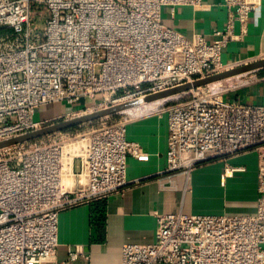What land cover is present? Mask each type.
<instances>
[{"label":"built area","instance_id":"2783aa9c","mask_svg":"<svg viewBox=\"0 0 264 264\" xmlns=\"http://www.w3.org/2000/svg\"><path fill=\"white\" fill-rule=\"evenodd\" d=\"M200 4L0 0V141L48 124L34 118L44 105L92 98L98 110L226 70L221 54L233 39V23L244 30L255 6L225 0L234 14L211 40L162 22V7ZM35 12L44 16L42 29L34 28ZM215 84L163 109L167 139L159 178L173 186V176L186 177L199 164L253 151L255 213H156L153 242L124 244L121 264H264V104L225 100V87ZM126 122L107 116L81 133L61 131L0 149V264H72L81 254L74 246L56 260L58 213L120 193L128 183L127 159L149 158L126 137Z\"/></svg>","mask_w":264,"mask_h":264},{"label":"crops","instance_id":"0c3cea01","mask_svg":"<svg viewBox=\"0 0 264 264\" xmlns=\"http://www.w3.org/2000/svg\"><path fill=\"white\" fill-rule=\"evenodd\" d=\"M254 4L244 30L234 21L232 38L221 54L225 68L264 58V0ZM235 7L225 0H201L200 6L162 7V22L187 37H220ZM217 82L221 97L244 104H264V68ZM96 99L81 98L70 105L58 102L36 109L34 118L48 122L93 109ZM146 107V106H145ZM141 107L117 118L126 122V137L149 154L146 161L127 159V185L120 192L80 204L58 213L56 260L67 258L68 249L81 248L72 264H121V248L127 243L148 244L154 240L156 213L184 212L211 215H252L256 211L257 156L253 151L226 160L197 165L185 177L176 175L170 186L159 178L165 168L167 120L163 110ZM226 167L239 168L228 169ZM52 264V263H42ZM165 264V263H160Z\"/></svg>","mask_w":264,"mask_h":264},{"label":"water","instance_id":"95a60500","mask_svg":"<svg viewBox=\"0 0 264 264\" xmlns=\"http://www.w3.org/2000/svg\"><path fill=\"white\" fill-rule=\"evenodd\" d=\"M262 68H264V58L244 63L235 67H231L221 72L209 75L205 78L197 79L192 82H187L167 90L148 94L143 98H137L130 101L115 104L106 108L94 110L92 112L81 114L70 119L48 123L38 129L0 141V149L10 147L16 144L33 141L35 139L50 135L52 133L65 131L85 123L96 121L103 117L120 114L133 108L139 107L141 105L176 98L181 96L182 94H186L187 92L196 87L230 79L232 77L250 73Z\"/></svg>","mask_w":264,"mask_h":264},{"label":"rangeland","instance_id":"374dc122","mask_svg":"<svg viewBox=\"0 0 264 264\" xmlns=\"http://www.w3.org/2000/svg\"><path fill=\"white\" fill-rule=\"evenodd\" d=\"M33 8L35 10H37V8H39V6H34ZM32 21H33L34 28H36V29H42V27H43V21H44V16H39L37 14V12H35L34 15H33ZM227 69H229V68H227ZM253 72H255V71H253ZM250 73H252V72H250ZM233 78H236V77H233ZM228 80H230V79H228ZM190 96H191V93L190 92H187L186 94H182L181 96L176 97V98L168 99V100H165V101H158V102H154V103H150V104H145V105H142V106L133 108L131 110L137 111L139 108L145 107V106L146 107H149V108L151 107V108H153L155 110H163L167 106H170V105L174 104L175 102H178V101H181V100H186V99L190 98ZM91 111H94V109H92ZM110 117L113 120H114V118L117 119L116 116H110ZM56 121H59V119L57 118V119L51 120V121H49L47 123H53V122H56ZM95 125H97V123H85V124H82L80 126H77L74 130H65V131H71L74 134L75 133H81V132H84V131H86V130H88L90 128H94Z\"/></svg>","mask_w":264,"mask_h":264},{"label":"trees","instance_id":"16d2710c","mask_svg":"<svg viewBox=\"0 0 264 264\" xmlns=\"http://www.w3.org/2000/svg\"><path fill=\"white\" fill-rule=\"evenodd\" d=\"M76 127H73V128H70V129H68V130H74Z\"/></svg>","mask_w":264,"mask_h":264},{"label":"bare ground","instance_id":"6f19581e","mask_svg":"<svg viewBox=\"0 0 264 264\" xmlns=\"http://www.w3.org/2000/svg\"><path fill=\"white\" fill-rule=\"evenodd\" d=\"M213 84H215V83H213ZM154 103V102H153ZM142 106V105H141Z\"/></svg>","mask_w":264,"mask_h":264}]
</instances>
